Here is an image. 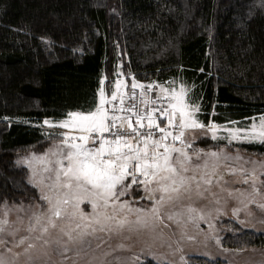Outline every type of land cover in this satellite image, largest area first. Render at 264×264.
<instances>
[{
    "label": "trees",
    "instance_id": "16d2710c",
    "mask_svg": "<svg viewBox=\"0 0 264 264\" xmlns=\"http://www.w3.org/2000/svg\"><path fill=\"white\" fill-rule=\"evenodd\" d=\"M123 56L140 81L181 79L205 124L264 114L261 0H0V204L23 218L12 239L39 197L17 155L50 139L44 119L94 109ZM240 148L264 157V144ZM131 190L119 199L138 198ZM260 225L247 244L264 247Z\"/></svg>",
    "mask_w": 264,
    "mask_h": 264
},
{
    "label": "snow or ice",
    "instance_id": "6c2138e0",
    "mask_svg": "<svg viewBox=\"0 0 264 264\" xmlns=\"http://www.w3.org/2000/svg\"><path fill=\"white\" fill-rule=\"evenodd\" d=\"M261 4L264 6V0ZM116 75L109 92L106 93L104 87L99 89V100L93 110L70 111L64 119L43 121L44 125L60 131L48 134L53 144L46 151L40 154L33 152L23 158L32 170L29 182L40 188L41 200L47 205L46 210H39L37 206L33 212L28 226L30 233L39 230L43 235L48 234L50 228H59L67 241L58 238L57 243L84 242L89 230L94 233L109 230L113 224L120 228L130 224L128 213L133 209L128 201H120L119 197L132 184L141 183L147 192L162 193L151 209L156 214L159 211L157 205L172 200L173 194L179 198L182 191L189 192L193 182L199 191L201 181L210 185L213 178L220 177L219 152L209 154L216 158L211 165L207 160L203 164L192 165L189 134L200 130L216 139L222 126L214 122L205 124L197 118L200 106L190 102L189 88L184 83L177 90L156 81L145 84L131 74L129 86L123 72ZM154 87L157 90L155 95L152 94ZM224 131L230 143L233 140L264 143V114L258 120L252 118L251 123L244 127H227ZM202 152L203 149L196 150L195 155ZM190 166L194 169L192 174L185 175ZM201 168L204 171H195ZM239 171L243 173L246 170ZM248 179H252L253 186L252 193L247 194V202L254 203L253 193L259 192L255 187V169L251 177H245V182ZM148 185L154 186L148 188ZM84 199L92 203V223H75L73 227L69 220L66 225L58 224V219L64 216L79 215L82 221L88 220L89 217L79 212V204ZM5 210L7 212L6 203ZM238 211L233 209L234 213ZM7 223V219H0V232L5 231ZM137 223L146 221L138 216ZM42 235L36 239H41ZM28 239L21 237L19 243L24 244ZM48 242L44 241L45 244ZM34 247V243H28L25 251ZM0 264L11 262L0 256Z\"/></svg>",
    "mask_w": 264,
    "mask_h": 264
},
{
    "label": "rangeland",
    "instance_id": "374dc122",
    "mask_svg": "<svg viewBox=\"0 0 264 264\" xmlns=\"http://www.w3.org/2000/svg\"><path fill=\"white\" fill-rule=\"evenodd\" d=\"M112 13L115 14L114 11ZM121 61L114 70L107 67V71L103 74L101 87H104L106 93L112 88L117 72H123L129 86L131 84V75L123 71V63L126 61L124 56ZM153 81L156 80L141 82L149 84ZM172 81L175 83H171ZM181 83H184L181 79L171 78L163 85L175 87L178 90ZM185 85L189 88L190 102L195 103L190 94L191 88ZM155 91L157 92L156 88ZM259 117L254 118L258 120ZM61 119L48 118L49 121ZM251 120L235 121L236 124H217L222 128L216 139H213L211 134H203L200 130L189 134L192 140L189 149V152L193 154L192 165L203 164L205 160L211 165L216 158L209 154L211 152L220 153L218 171L221 175L218 179L213 178L210 185L201 181V188L198 191L193 182V187L189 192L182 191L179 198H175L173 194L174 198L157 205L159 211L153 214L151 209L162 193L147 192L141 183L132 184L129 189H133L131 191L139 196L125 199L133 209L128 213L130 224L124 225L123 228L113 224L109 230L94 233L89 230L90 234L84 238V242H68L66 245L57 243L58 238L67 241V237L59 231V228H50L48 234L42 235L39 230L30 233L28 227L20 231L19 238H13V240L8 231L18 228L15 223L17 220L23 222V218L18 216L19 207L6 212L5 205L0 204V219L8 221L4 226L5 231L0 232V240L3 241L0 243V256L7 258L11 264H144L146 262L154 264H264V247L247 244L249 233L258 226L261 229L260 224H264V207L261 206L264 205V168H262L264 157L247 155L240 148L246 144L264 143L235 140L230 143L225 138L226 132L224 131L227 127H244L250 124ZM43 121L38 126H41L48 134L60 131L59 128L53 129L49 125H44ZM29 124L34 125L31 122ZM52 144L53 140L48 139L40 145L25 149L23 153L20 151L17 155V165L28 167L23 162L24 157L30 156L33 152L43 153ZM199 149H203V152L196 156L195 151ZM239 169L246 171L241 173ZM253 169L256 172L255 187L259 189V192L253 193L255 202L248 203L247 194L252 193L253 181L248 179L245 182V177H251ZM28 170L32 171L30 168ZM193 170L190 166L189 172L185 175H191ZM195 171L202 172L204 169H195ZM153 186L148 185L147 187ZM33 187L38 190L39 197L38 203L35 205L33 203L32 214L37 210V206L39 210L47 208L46 203L41 200L40 188L34 184ZM241 193L245 195L242 196ZM242 201L247 204L246 207ZM234 208L239 211L234 213ZM136 209L144 211L138 212ZM124 211L128 212V209ZM79 212L89 219L82 221L79 215L64 216L58 219V224L66 225L69 220L72 221L73 227L75 223H92L90 218L94 215V209L89 199L80 202ZM201 215H203L202 219ZM138 216L146 223H137ZM209 224L212 227H209ZM97 228H99L98 225ZM41 235V239H36ZM25 236L29 239L24 244H20V238ZM45 240L49 242L45 244ZM28 243H34L35 247L25 251Z\"/></svg>",
    "mask_w": 264,
    "mask_h": 264
},
{
    "label": "built area",
    "instance_id": "2783aa9c",
    "mask_svg": "<svg viewBox=\"0 0 264 264\" xmlns=\"http://www.w3.org/2000/svg\"><path fill=\"white\" fill-rule=\"evenodd\" d=\"M137 91H139V90H137ZM152 94H153V95L156 94L155 88H153Z\"/></svg>",
    "mask_w": 264,
    "mask_h": 264
}]
</instances>
